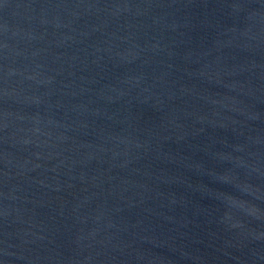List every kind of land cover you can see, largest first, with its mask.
I'll use <instances>...</instances> for the list:
<instances>
[{"label": "water", "instance_id": "1", "mask_svg": "<svg viewBox=\"0 0 264 264\" xmlns=\"http://www.w3.org/2000/svg\"><path fill=\"white\" fill-rule=\"evenodd\" d=\"M0 264H264V0H2Z\"/></svg>", "mask_w": 264, "mask_h": 264}, {"label": "snow or ice", "instance_id": "2", "mask_svg": "<svg viewBox=\"0 0 264 264\" xmlns=\"http://www.w3.org/2000/svg\"><path fill=\"white\" fill-rule=\"evenodd\" d=\"M0 2H2V0H0Z\"/></svg>", "mask_w": 264, "mask_h": 264}]
</instances>
